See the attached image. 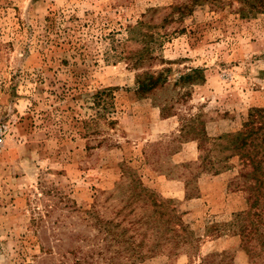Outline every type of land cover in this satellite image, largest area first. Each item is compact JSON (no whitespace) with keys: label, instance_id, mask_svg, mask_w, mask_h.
I'll use <instances>...</instances> for the list:
<instances>
[{"label":"rangeland","instance_id":"1","mask_svg":"<svg viewBox=\"0 0 264 264\" xmlns=\"http://www.w3.org/2000/svg\"><path fill=\"white\" fill-rule=\"evenodd\" d=\"M201 2L0 0V264H76L130 175L193 238L137 264H264L241 250V163L216 141L264 110V14ZM146 74L163 81L142 95Z\"/></svg>","mask_w":264,"mask_h":264},{"label":"trees","instance_id":"2","mask_svg":"<svg viewBox=\"0 0 264 264\" xmlns=\"http://www.w3.org/2000/svg\"><path fill=\"white\" fill-rule=\"evenodd\" d=\"M191 1L190 5L185 4L176 10H189L204 0ZM236 1L241 5V17L264 14V0ZM160 81L161 77L146 74L144 80L138 78L137 91L142 95L149 93L158 87ZM109 96L108 91L95 94L94 104L104 105L103 100ZM202 140L206 142L205 137ZM216 141L220 142L217 146L222 149L230 147L232 156L241 163V190L247 193L249 211L256 210L240 213L235 220L240 224L241 250L250 259L256 258L264 254V236L258 234L264 220V110H253L240 133ZM129 179L128 187L120 188L113 197L118 204L112 208L110 218H103L96 210L90 213V228L96 235L81 240L88 244V249L76 264H137L164 250L171 254L180 253L186 245L192 244V236H183L185 230L170 204L144 187L139 179L132 175ZM218 257L219 263L225 259L224 254ZM213 258L216 256H208L200 264H214Z\"/></svg>","mask_w":264,"mask_h":264},{"label":"crops","instance_id":"3","mask_svg":"<svg viewBox=\"0 0 264 264\" xmlns=\"http://www.w3.org/2000/svg\"><path fill=\"white\" fill-rule=\"evenodd\" d=\"M162 183H164V187H162L161 189L163 193L168 191L171 192V188L174 186L179 187V185H181L182 187H184V184L180 181H167L165 180V178L164 182Z\"/></svg>","mask_w":264,"mask_h":264}]
</instances>
